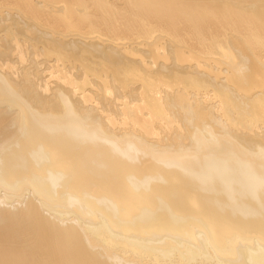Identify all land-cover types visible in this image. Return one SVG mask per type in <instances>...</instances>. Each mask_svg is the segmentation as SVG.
<instances>
[{
    "label": "bare ground",
    "instance_id": "6f19581e",
    "mask_svg": "<svg viewBox=\"0 0 264 264\" xmlns=\"http://www.w3.org/2000/svg\"><path fill=\"white\" fill-rule=\"evenodd\" d=\"M0 264H264V0H0Z\"/></svg>",
    "mask_w": 264,
    "mask_h": 264
},
{
    "label": "rangeland",
    "instance_id": "374dc122",
    "mask_svg": "<svg viewBox=\"0 0 264 264\" xmlns=\"http://www.w3.org/2000/svg\"><path fill=\"white\" fill-rule=\"evenodd\" d=\"M22 205V204H21Z\"/></svg>",
    "mask_w": 264,
    "mask_h": 264
}]
</instances>
